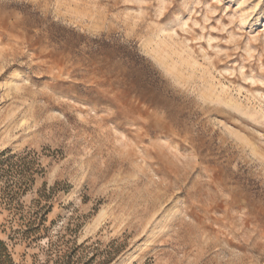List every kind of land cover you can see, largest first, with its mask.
Masks as SVG:
<instances>
[{"label": "rangeland", "instance_id": "rangeland-1", "mask_svg": "<svg viewBox=\"0 0 264 264\" xmlns=\"http://www.w3.org/2000/svg\"><path fill=\"white\" fill-rule=\"evenodd\" d=\"M0 264H264V0H0Z\"/></svg>", "mask_w": 264, "mask_h": 264}, {"label": "bare ground", "instance_id": "bare-ground-1", "mask_svg": "<svg viewBox=\"0 0 264 264\" xmlns=\"http://www.w3.org/2000/svg\"><path fill=\"white\" fill-rule=\"evenodd\" d=\"M15 77L14 74L11 75V81H14ZM12 85V83H11ZM208 99H210V97H208ZM207 100V99H206ZM211 100V99H210ZM160 211V210H159ZM161 223V222H160ZM157 221L154 225V227L151 229L147 239L144 241L142 250H146L149 249L151 246L154 245V243L156 242V240L158 239L159 235H160V231H164L165 227H161ZM163 225V224H162ZM134 256H132V259H137L140 257V253L136 252L133 254Z\"/></svg>", "mask_w": 264, "mask_h": 264}]
</instances>
